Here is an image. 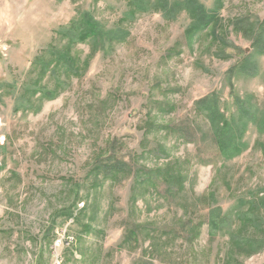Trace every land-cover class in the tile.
Masks as SVG:
<instances>
[{"label":"rangeland","instance_id":"1","mask_svg":"<svg viewBox=\"0 0 264 264\" xmlns=\"http://www.w3.org/2000/svg\"><path fill=\"white\" fill-rule=\"evenodd\" d=\"M166 1L0 0V264H264V0Z\"/></svg>","mask_w":264,"mask_h":264},{"label":"trees","instance_id":"2","mask_svg":"<svg viewBox=\"0 0 264 264\" xmlns=\"http://www.w3.org/2000/svg\"><path fill=\"white\" fill-rule=\"evenodd\" d=\"M163 5L167 7V1L166 0H161ZM171 8L176 11H181L185 10L189 13V15L192 17L193 21L190 25V30L189 31H194L198 32L203 29H207L212 26L213 24V16L212 13L209 12L203 5H201L197 0H177L173 2L171 5ZM91 24V23H89ZM261 32L259 33L258 39H256V43L260 44V47L264 46V21L261 23ZM95 27V25H92V29ZM89 26L87 28V35L93 34L95 37L99 38L100 34L96 33L95 30H92ZM65 56V55H64ZM66 58V56H65ZM59 61L61 58L59 57ZM62 61V60H61ZM47 66V65H46ZM121 164V163H120ZM116 163H112L111 165H107L105 167L106 171H116V170H122V165ZM128 168V165H127ZM243 245H248V243L243 244ZM241 248H245L242 247Z\"/></svg>","mask_w":264,"mask_h":264},{"label":"built area","instance_id":"3","mask_svg":"<svg viewBox=\"0 0 264 264\" xmlns=\"http://www.w3.org/2000/svg\"><path fill=\"white\" fill-rule=\"evenodd\" d=\"M3 139L4 138L0 136V144H4ZM0 164H1V159H0ZM70 239H71L70 235L68 236L65 235L63 239H59V243L70 245ZM53 264H61V257L60 256L56 257Z\"/></svg>","mask_w":264,"mask_h":264},{"label":"bare ground","instance_id":"4","mask_svg":"<svg viewBox=\"0 0 264 264\" xmlns=\"http://www.w3.org/2000/svg\"><path fill=\"white\" fill-rule=\"evenodd\" d=\"M72 240H74V239L72 238L71 241H72ZM71 241H70V242H71Z\"/></svg>","mask_w":264,"mask_h":264}]
</instances>
